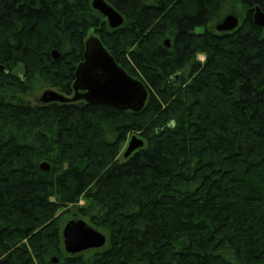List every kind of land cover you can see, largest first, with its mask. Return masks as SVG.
Segmentation results:
<instances>
[{
  "label": "trees",
  "instance_id": "16d2710c",
  "mask_svg": "<svg viewBox=\"0 0 264 264\" xmlns=\"http://www.w3.org/2000/svg\"><path fill=\"white\" fill-rule=\"evenodd\" d=\"M105 1L121 27L91 0H0V264H264V0ZM89 33L146 87L140 113L23 100L73 97ZM62 209L106 245L65 254Z\"/></svg>",
  "mask_w": 264,
  "mask_h": 264
},
{
  "label": "water",
  "instance_id": "95a60500",
  "mask_svg": "<svg viewBox=\"0 0 264 264\" xmlns=\"http://www.w3.org/2000/svg\"><path fill=\"white\" fill-rule=\"evenodd\" d=\"M92 9L107 23L109 29H117L124 23L123 17L105 0H91ZM253 23L264 30V14L255 8L252 15ZM239 26V20L234 15L226 16L215 28L219 33L234 31ZM169 47V41L165 42ZM54 60L59 55L52 52ZM2 71V68L0 67ZM73 97L67 98L57 92H43L39 104L69 103L79 100L86 104L105 105L121 112L140 113L147 102L148 91L144 84L130 77L120 68L96 36H90L84 43L83 61L75 70V80L72 85ZM144 141L132 136L123 153V159L142 149ZM40 169L49 172L47 163H42ZM62 246L65 254L76 255L90 250H99L106 245V237L91 227L84 220L73 217L65 223L61 231ZM53 263H56L54 260Z\"/></svg>",
  "mask_w": 264,
  "mask_h": 264
},
{
  "label": "rangeland",
  "instance_id": "374dc122",
  "mask_svg": "<svg viewBox=\"0 0 264 264\" xmlns=\"http://www.w3.org/2000/svg\"><path fill=\"white\" fill-rule=\"evenodd\" d=\"M241 13L243 14V12L241 11ZM92 33H89L88 34V37L90 36H93L91 35ZM204 58L203 56L201 55H198L197 56V61H200V62H203ZM13 74H19V71L18 70H15L13 71ZM47 90H51V91H54L56 92L55 90L53 89H43V90H39V89H35V88H32L24 97H23V100L26 101V102H29L31 103L32 105H38V100L40 99L41 95L43 94V92L47 91ZM133 136V135H132ZM131 136V137H132ZM131 137H128L124 142L123 144H121L120 146V150H119V154H118V161H121L123 160V153L125 152L126 148H127V145H128V142L130 140ZM137 137V136H136ZM139 138V137H138ZM83 203L81 202L79 205H82ZM54 219L57 221V227L60 229V233H61V230L64 226V224L66 222H68L69 220L73 219L71 213H67L65 212V210H58L56 212V214L54 215ZM99 232H101L102 234H104L103 231L101 230H97Z\"/></svg>",
  "mask_w": 264,
  "mask_h": 264
},
{
  "label": "flooded vegetation",
  "instance_id": "af4514ba",
  "mask_svg": "<svg viewBox=\"0 0 264 264\" xmlns=\"http://www.w3.org/2000/svg\"><path fill=\"white\" fill-rule=\"evenodd\" d=\"M238 20H239V18H238ZM239 24H240V20H239Z\"/></svg>",
  "mask_w": 264,
  "mask_h": 264
}]
</instances>
